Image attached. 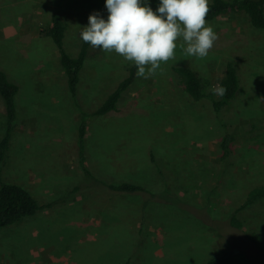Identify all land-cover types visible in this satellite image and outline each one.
<instances>
[{"label":"rangeland","instance_id":"1","mask_svg":"<svg viewBox=\"0 0 264 264\" xmlns=\"http://www.w3.org/2000/svg\"><path fill=\"white\" fill-rule=\"evenodd\" d=\"M147 2L155 12L159 0ZM94 12L107 19L104 0H0V70L19 89L2 179L23 184L44 206L0 228V264H264V197L236 213L240 229L229 223L248 191L264 186V30L242 13L206 22L218 35L207 58L177 47L155 76H136L116 111L96 116L133 64L89 45L74 99L42 32L59 14L64 47L76 55ZM228 61L239 90L219 112L193 101L172 71L190 67L211 90ZM82 113L84 164L93 176L78 158ZM5 127L0 95V141ZM226 132L233 141L221 160ZM101 182L148 193H114Z\"/></svg>","mask_w":264,"mask_h":264},{"label":"trees","instance_id":"2","mask_svg":"<svg viewBox=\"0 0 264 264\" xmlns=\"http://www.w3.org/2000/svg\"><path fill=\"white\" fill-rule=\"evenodd\" d=\"M227 13H242L256 29L264 30V0H211L210 11L206 16V22L212 21L220 15ZM66 25L59 14L53 13L47 28L42 32L46 37H50L59 53V64L63 75L66 77V86L70 95L75 99L77 87L80 80L81 71L87 56L89 44L82 41L80 50L76 55L70 54L64 47V33ZM81 33V32H80ZM136 68L133 65L128 69V76L122 79L118 85L105 97L91 115H105L116 111L118 101L124 91H126L136 78ZM172 71L177 77L178 83L183 91L193 101L207 100L212 104L213 110L219 112L223 107L228 106L236 97L239 90V77L233 61H228L223 72V76L218 81V86L227 88L224 96L214 95L211 90H207L199 74L187 66H173ZM18 86L9 81L6 73L0 70V95L5 104L6 127L3 138L0 141V228L10 227L24 218L32 217L44 206H41L36 197L23 184L7 183L2 179V169L5 162L6 152L9 142L15 129L17 111L14 98L18 93ZM87 114L82 113V121L77 128V152L80 167L89 176L90 171L85 167L84 156V136L86 132L85 119ZM233 135L226 132L220 141L222 150L221 160H225L230 155V144ZM100 185V182H98ZM101 186L112 192L122 194L148 193L144 187L129 182L117 185L101 182ZM264 197V186L251 188L244 202L232 212L229 223L232 227L240 229L242 223L237 219L236 213L248 205ZM48 204L45 207H50ZM256 240L259 239L255 236ZM207 264H223L219 258H211Z\"/></svg>","mask_w":264,"mask_h":264},{"label":"clouds","instance_id":"3","mask_svg":"<svg viewBox=\"0 0 264 264\" xmlns=\"http://www.w3.org/2000/svg\"><path fill=\"white\" fill-rule=\"evenodd\" d=\"M107 19L98 12L88 16L80 38L93 48L115 52L132 63L139 78L157 74L162 63L176 59L179 47L183 54L207 58L218 39L206 23L210 0H159L155 10L147 0H104ZM227 88L216 86L214 95L224 96Z\"/></svg>","mask_w":264,"mask_h":264},{"label":"crops","instance_id":"4","mask_svg":"<svg viewBox=\"0 0 264 264\" xmlns=\"http://www.w3.org/2000/svg\"><path fill=\"white\" fill-rule=\"evenodd\" d=\"M85 135H86V132H85ZM84 153H85V145H84ZM43 192L45 193V194H48V193H51V192H53V190H52V188H50V186L49 187H45V188H43ZM49 200V199H48ZM52 205H50V207H51Z\"/></svg>","mask_w":264,"mask_h":264}]
</instances>
